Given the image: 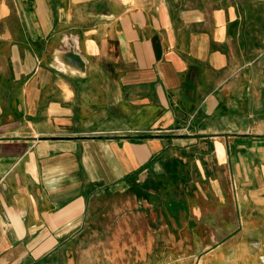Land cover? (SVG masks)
I'll return each instance as SVG.
<instances>
[{"label": "crops", "instance_id": "1", "mask_svg": "<svg viewBox=\"0 0 264 264\" xmlns=\"http://www.w3.org/2000/svg\"><path fill=\"white\" fill-rule=\"evenodd\" d=\"M96 253L264 264V0H0V264Z\"/></svg>", "mask_w": 264, "mask_h": 264}, {"label": "rangeland", "instance_id": "2", "mask_svg": "<svg viewBox=\"0 0 264 264\" xmlns=\"http://www.w3.org/2000/svg\"><path fill=\"white\" fill-rule=\"evenodd\" d=\"M114 212V207L111 208V211L110 213ZM117 216L112 213L111 216L108 217V230H107V235L105 237H100V236H97V237H93V238H90L88 239L89 240V244H92V245H100V244H104V245H109L108 247L110 246H114L116 245V234H117V230H116V227H118L120 229V223L121 221H117ZM129 224L131 225V221L129 222ZM87 240V241H88ZM128 239H125L124 241L127 242ZM129 245L131 244V241H129L128 243ZM111 256V255H109ZM92 259V261H91ZM104 259V260H103ZM87 260L88 261H91L92 264H105V255L104 254H99V253H96V254H92L91 256H87ZM131 260V254H127L126 255V258H125V262L127 261H130Z\"/></svg>", "mask_w": 264, "mask_h": 264}]
</instances>
